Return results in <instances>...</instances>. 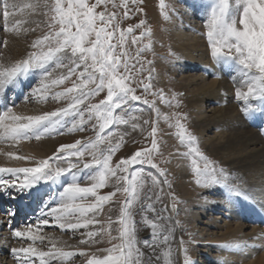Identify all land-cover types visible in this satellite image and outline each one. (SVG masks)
Returning <instances> with one entry per match:
<instances>
[{
  "label": "snow or ice",
  "instance_id": "obj_1",
  "mask_svg": "<svg viewBox=\"0 0 264 264\" xmlns=\"http://www.w3.org/2000/svg\"><path fill=\"white\" fill-rule=\"evenodd\" d=\"M141 2L30 0L21 5L2 0L0 19L4 31L19 36L41 27L44 30L42 35L32 40L26 57L10 66H0V93L14 88L30 74H38L39 83L30 95L38 102L51 99L67 103L64 107L37 115L18 114L14 105L6 107L0 112V141L14 144L40 141L64 135L65 130L70 134L87 131L86 125H91L95 132V137L87 141L76 140L60 145L48 158L34 160V166L0 167V187L5 190L14 188L24 193L31 192L41 183L61 185L58 194L43 203L37 224L29 223L22 229L12 230L14 238L30 242L26 247L10 250L19 264H70L77 255L85 257L86 264H154L161 259L158 249H163L164 264H172L170 243L174 229L167 222L170 218L157 213L153 200L154 197L155 202L161 201L162 183L171 187L165 170L154 162L155 154H159L158 122L162 117L156 100L170 107L179 108L181 105L175 96L173 104L163 90H153L151 71L143 76L145 63H152L146 61L143 55L152 48L150 42L143 44L151 37L146 20L140 19L126 28L121 26L117 9H124L123 19H129V4L138 5ZM194 3L206 15V37L211 59L240 78L235 97L244 103L241 111L250 118H255L256 114L264 115V0H194ZM160 9L167 19L165 0H160ZM142 11L140 7L135 8L137 13ZM21 14H26V17L15 19ZM31 15L44 19L34 27H25L32 23L27 18ZM137 29L141 30L138 36L134 34ZM129 38L133 46L142 44L137 47L134 56L129 51ZM169 55L174 56L175 53L170 52ZM138 76L142 78L137 79ZM138 88L141 95L137 94ZM102 93L103 98L93 103L92 100L101 97ZM148 96L154 99L150 100ZM250 101L257 104L253 105ZM137 102L147 106L155 115V119L143 120V125H150L151 130L146 137L150 138V147L137 150L113 165V157L124 143V135L113 143L116 133L110 129L121 125H130L133 131L142 128L135 122L140 119L135 113L144 111L136 107ZM162 118L165 121L174 119V124L169 122V127L176 129L174 135L179 146L186 149L181 152L178 148L177 155L190 161L197 186L221 189L224 198L232 205L251 200L243 183L236 182L239 178L230 176L223 167L217 168L201 151L198 138L186 126L185 114L175 112L171 117L163 115ZM8 155L16 160L33 161V158L23 155ZM137 165L141 167L134 170ZM144 166L165 177L163 182L151 171L145 172ZM4 174L13 179H3ZM110 185L113 191L100 194ZM156 187H159V192L154 193ZM117 193L125 195L119 215L115 219L108 216L106 222H102L99 216ZM172 207L175 209V203ZM166 210L167 206L162 211ZM148 213L153 216L149 217ZM137 214L141 216L139 222ZM9 215L14 216L15 213L10 212ZM50 220L62 231L86 230L81 233L85 239H81L80 244L91 246L103 242L97 237L107 236L111 246L97 249L104 253L102 256L85 250H65L58 246L57 241L41 234L42 226H50ZM139 224L150 229V240L139 238ZM113 225H116L115 229ZM113 231L117 234L113 235ZM46 239L50 247L45 250ZM180 243L183 245V240ZM246 246L234 242L223 247L242 249ZM184 251V264H190L187 250Z\"/></svg>",
  "mask_w": 264,
  "mask_h": 264
},
{
  "label": "rangeland",
  "instance_id": "obj_2",
  "mask_svg": "<svg viewBox=\"0 0 264 264\" xmlns=\"http://www.w3.org/2000/svg\"><path fill=\"white\" fill-rule=\"evenodd\" d=\"M11 2L22 5L23 3L30 2V0H11ZM116 2L119 4L120 0H116ZM165 5L166 14L168 17L167 19H165L164 15L161 12L160 0H142V2L138 5H132L130 3L129 19H123L122 13L124 9H117V12L121 18V26L126 28L128 25L138 23L140 19L146 20V27L151 29V37L150 40L145 39L143 41V44H147L150 42L152 48L151 51H147L143 55L146 61H151L152 63H145V72L143 73V76H147L149 74V71H151V82L153 84V90H163L166 98L169 101H172L173 104L175 103V101L172 100V98L173 96H175L180 101L181 105L179 108L170 107L162 104L157 99L156 104L157 107L161 110L162 117L163 115H168L169 117H171L175 112L185 114L187 116V121L185 122L186 126L188 127L189 131H191L198 138L201 151H203L205 155L215 163L217 168L223 167L230 174V176L239 178L236 182L240 183V174L232 169L233 164L228 162V160H225L223 154L220 155L222 151H218L214 147L206 145L203 142L205 139L213 138L216 134L225 131L224 129H222L223 122L220 123V121L217 120L215 126L211 125L210 129L205 134L202 135L200 133L202 124H205L207 122H201V120L203 119L199 114V109H201V111L204 112L206 116H208L211 110L215 107H218V105L212 103L211 101H208L201 104V107L199 108L198 103L194 102L192 94L194 95L195 93L193 92L200 88L202 84H200L201 86L197 85V88L188 87L186 85V83H189V79L191 80L192 78L203 77L207 79V81H212L214 79L213 76L206 75V69L203 67L204 64L207 65L210 63L211 65L212 63H215L211 59L210 48L206 37V15L203 11L195 6L194 0H165ZM0 7H2V0H0ZM136 7L142 8L143 11L139 13L135 12ZM109 10H111V7H109ZM25 17L26 14H21L15 17V19H23ZM27 18L32 21V23L25 25V27H34L36 23H39L44 19L39 15H31L27 16ZM177 26L183 27L184 34L189 35L191 32L192 37L194 36L195 38L199 39L201 43L200 48L203 49V51L205 50L206 60L199 59L200 52H198V50L196 49V52H193V55L196 58L197 62L193 63L183 51L179 50V46L176 44L174 36L178 29ZM43 30V27H41L35 32H29L27 34L22 33L21 35L16 36L3 30V21L2 19H0V66H10L17 60L26 57L27 53L31 50L29 47L30 43L37 36L42 35ZM140 31L141 30L137 29L134 34L138 36L140 34ZM130 39L131 38H129V51L130 54L134 56L137 47L142 46V44L133 46L130 43ZM170 52L175 53V55L170 56ZM188 65L195 67L188 68ZM59 71L66 70H58V72ZM56 74L57 73H54V75ZM140 78L142 77H137V79ZM218 79L229 83V94L231 92L232 94L226 95L229 96L228 99L233 102V105L236 107V110L238 112V119L245 121V128L248 127L249 129L256 131V133L260 136H262V134L264 135V131L261 132V130L257 128V125H260L261 127V124L264 123V115L257 114L255 115V118L251 120L245 119L248 118V116H245V114L241 111V109L244 107V103L242 101L234 100L235 91L237 87H240V78L233 72L232 75L220 73ZM39 80L40 77L38 74H30L27 78H23V88L19 90L17 100H10L13 88H9L4 95L0 94L3 99H8L9 104H7L6 107L14 105V111L18 114L37 115L66 106L67 102L65 101L57 103L49 99L47 102H38L36 98H33L30 93L31 90L38 85ZM181 80L183 81L182 83H180ZM66 86H70V84H66ZM55 90L62 89H54V91ZM137 94H142L139 88L137 89ZM103 95L104 94L102 93L101 97L93 99L92 102H99V99L103 98ZM26 96L28 97L27 100H25ZM148 99L152 100L154 99V97L148 96ZM250 103H252L253 105L257 104L256 101H250ZM136 107L144 109L142 113H135L140 117V119L135 122L140 124L142 128H138L137 130L133 131L130 125H121L113 126V128L110 129L111 131H114L116 133V135L112 138L113 143L119 141L120 135H124V143L120 150L113 157V165L118 162L119 159L127 158L137 150H141L144 147H150V138L146 139V137H148V133L151 130L150 125H143V120L155 119V115L151 112V110L147 108V106L139 104L138 102L136 104ZM27 110H29V112ZM162 117L158 122L159 131L157 140L159 146V154H155L154 162L158 163L160 167L165 170L167 174V180L171 184V187H169L167 184H161L160 187H163L162 198L160 202H155V198L153 197L154 207L156 208L157 213H161L165 217L170 218L168 210H162L165 208V206H167V209H169L171 204L173 205V203H175V209H173L172 207V210H170V212L172 211V214L174 213L173 221L170 219L167 222L170 223L173 229L177 227L178 237L180 238L178 243L181 247L180 253L181 255H183L182 257L185 258L184 250L186 249V254L189 258L190 264H217L216 261L212 259L218 256L217 248L209 241L203 240L205 239L203 237V234L209 232V226L212 227L214 224L222 226L223 222L227 219L225 212L216 210L214 206L215 202L224 200L225 198L222 194V190L219 188H202L196 185L195 177L191 173L190 161L177 155L178 148L181 152L186 151V149L179 146V142L174 135L176 129L174 127H169V122L174 124V119L171 121H165ZM86 127L88 128V130L84 132H76L70 134L65 130L64 135H55L52 137H47L40 141H22L19 144H14L11 141H2L0 144V148H2L4 145V147L11 150L12 153L23 156L27 155L28 157L33 150L35 152L33 151L32 154L36 152H45L46 154L44 153L45 155L43 159H46L49 156L53 155L55 150L62 144L74 143L76 140L87 141L89 138H94L95 132L91 129V125H86ZM26 147L30 151H27ZM104 147H107V145H104ZM33 159L36 160L35 158ZM86 159L89 158L86 157ZM166 161H170V163ZM63 166L66 167V165ZM140 167V165H137L135 166L134 170H138ZM144 168L145 172L151 171L158 177V179L161 180V182H163V180L165 179V177L159 176V173H157L155 169L147 168V166H144ZM243 186L251 195L252 188H248L245 183H243ZM113 190L114 188L110 185L108 188L102 189L100 194H107L108 192ZM153 192H159V187L154 188ZM251 196L255 197L254 195ZM173 197H175V200H173ZM124 199L125 195L117 193V196L113 198V201L108 205H105L104 212L99 216V219L102 222H106L108 216H111L113 217V219H115L119 215V207ZM47 200L48 197L45 201ZM259 201L260 200H258V202ZM109 209H111V211H109ZM137 211H139L138 208ZM148 216L152 217L153 214L148 213ZM140 219L141 216L137 214V222H139ZM34 224L35 222L33 223V225ZM202 224H207L209 226L203 227ZM250 224L251 223H249L248 225L251 226L252 224ZM15 228L22 229V226H16L14 227V229ZM115 228L116 225H113V229ZM139 228L140 231L138 233V236H140L147 227H145L143 224H139ZM2 230L3 227L2 229L0 228V234H3V232H7L6 229L5 231ZM148 230L150 231V229ZM61 231L58 230L57 227V229L55 230L46 231V234L48 237H51L52 240L58 241L59 244L65 247L67 250H85L89 254L95 253L98 256H102L104 255V253L98 252L97 249L107 248L111 246V244H109L108 242L107 236L97 237V240H102L103 242L92 244L95 245L94 248L87 244H80L79 241L81 239H85V237L81 235V233L86 231L84 229L73 232L71 233V235H69L68 233L66 234L65 230L63 232ZM217 231L218 230H213V232L216 233ZM116 234L117 233L113 231V235ZM56 236L63 237L65 240H57V238L55 239ZM181 240H183V245H181L180 243ZM116 242L117 241H113L112 243ZM15 243L17 244V247H19L18 242ZM22 243L26 246H28L29 244L27 242ZM170 247L172 249V255L170 257L172 263L182 264L179 262L177 254L178 245L175 238V231H173L172 234ZM146 251L148 250L146 249ZM162 251L163 249H158V253H161V259L159 262L154 261V264H164ZM72 261L74 262V264L86 263L85 257H81L79 255L73 257Z\"/></svg>",
  "mask_w": 264,
  "mask_h": 264
},
{
  "label": "bare ground",
  "instance_id": "obj_3",
  "mask_svg": "<svg viewBox=\"0 0 264 264\" xmlns=\"http://www.w3.org/2000/svg\"><path fill=\"white\" fill-rule=\"evenodd\" d=\"M177 28V32L174 36L176 44L179 46V50L183 51L193 63L197 62L196 58L193 55V52H196V49L198 50V52H200L199 59L206 60L205 50L203 51V49L200 48L201 43L199 39L195 38L194 36L192 37L191 32L189 35L184 34L182 26H177ZM194 67L195 66L188 65V68ZM203 67L206 69V75L213 76L214 79H211L212 81H207V79L203 77L192 78L191 80L189 79V83H186V85L188 87L197 88V85L199 86L200 84H202V86L200 85V88L193 92L195 94H192L194 102L198 103L199 108L201 107V104L208 101H211L212 103L218 105V107L212 109L208 116H206V114L202 112L201 109H199V114L203 119L201 120V122H207L205 124H202L200 133L202 135L205 134L210 129L211 125L215 126L217 120H219L220 123L223 122L222 129L225 130L221 133L216 134L213 138L205 139L203 142L206 145L214 147L218 151H222L220 155L223 154L224 159L233 164L232 169L240 174L242 183H245L248 188H252L251 195L255 196L253 197L250 195V201L242 202L236 205L230 204L225 199L215 202V209L224 211L227 219L223 222L222 226L214 223L212 227L207 224H202L203 227H210L209 232L203 234V237L205 238L203 240L209 241L210 243H212V245L216 246L218 256L212 259H214L217 264H264V135L262 134V136H260L256 133V131L249 129L248 127L245 128V121L238 119V112L236 110V107L233 105V102L228 99V95L232 94V92L229 94V83L218 79L220 73L232 75L233 71L226 69L222 64L217 65L216 63H212L211 65L210 63L207 65L204 64ZM182 82L183 81L181 80L180 83ZM22 83L23 79L18 85L13 88V92L11 94L12 96H10L11 101L13 99H18L17 95L19 94V90L23 88ZM6 92L0 94L4 95ZM235 98L236 97H234V100H237ZM7 104H9L8 99H3L0 95V112H2L6 108ZM27 111L29 112V110ZM245 119L251 120L253 118L248 117ZM1 142L2 141H0V144ZM26 150L28 151L29 149L27 148ZM32 152L31 154L28 153L30 154L29 157L35 158L36 160L43 159L44 155L46 154L45 152H36L32 154ZM8 153H12L11 150L4 147L3 145V147L0 148V167L14 168L34 166V159L33 161H20L12 159L8 155ZM2 178L5 180L13 179L7 174H4ZM50 187L53 188L55 187V185L50 184ZM13 189L14 188H9L5 190L4 187H0V195H6L8 193L14 192ZM46 198L47 197H44L43 200H46ZM257 199L260 201L258 202ZM170 208L167 210L170 214V219L173 221L174 213L172 214V211L170 212V210H172V204ZM38 219L39 216L37 217V220L34 221L35 224L38 223ZM10 221L11 223H9ZM34 222L31 221L29 223L33 224ZM12 223L13 220L9 219L8 215L4 216L0 214V228L2 229L3 227L2 231H5V229L7 230V232H3V234H0V264H19V262L12 256L10 250L12 248L26 247V245L22 242L30 243L29 241L14 238L12 236ZM29 223H24L22 228ZM249 223H251L252 225L250 224L251 226H249ZM55 229H57V227L52 224L50 220V226H42L41 234L48 237L46 231ZM212 229L218 230L217 233L213 232ZM58 230L60 229L58 228ZM65 231V233H68L69 235L73 233L70 230ZM174 231L178 245L177 254L179 262L184 264V257H182L183 255H181L180 253L181 247L178 243L180 238L178 237L177 227L174 228ZM56 238L60 241L65 240L60 236H56L55 239ZM139 238L141 240H150V231L146 228V230L143 231ZM15 242H18L19 247H17V244ZM234 242H241L247 246L242 249L223 247L226 244H231ZM58 246L61 245L59 244ZM94 246L95 245H91V247L93 248ZM43 247L45 248V250L47 249V247H50L47 239L45 240ZM65 250L67 249L65 248ZM70 264H74V262L71 261Z\"/></svg>",
  "mask_w": 264,
  "mask_h": 264
}]
</instances>
